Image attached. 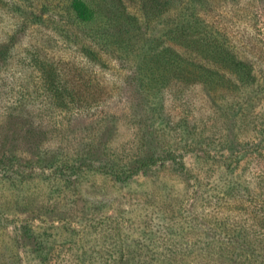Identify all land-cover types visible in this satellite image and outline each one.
Instances as JSON below:
<instances>
[{
    "label": "rangeland",
    "instance_id": "374dc122",
    "mask_svg": "<svg viewBox=\"0 0 264 264\" xmlns=\"http://www.w3.org/2000/svg\"><path fill=\"white\" fill-rule=\"evenodd\" d=\"M96 1L0 0V264L46 255L50 264H145L147 253L167 264L160 254L189 248L175 242L211 236L199 225L225 224L207 234L228 236L261 217L242 199L258 194L264 173L249 156L264 149V86L173 87L151 114L130 83L136 62L92 35L102 22ZM180 1L184 16L197 11L213 39L264 71V0ZM122 2L144 19L140 0ZM145 155L168 158L130 179L107 170L134 169ZM73 163L82 171L63 166ZM254 231L264 258V232Z\"/></svg>",
    "mask_w": 264,
    "mask_h": 264
},
{
    "label": "trees",
    "instance_id": "16d2710c",
    "mask_svg": "<svg viewBox=\"0 0 264 264\" xmlns=\"http://www.w3.org/2000/svg\"><path fill=\"white\" fill-rule=\"evenodd\" d=\"M140 2L144 17L142 21L127 12L122 0H97L95 12L102 22L97 27L95 26V30L92 29V35L98 40V45L106 47L111 45L113 48L111 50H114L118 55L121 54L124 58L136 62L135 70L130 76V83L136 86V100H139L141 104L145 103L148 108H152L151 114L156 113L157 107L162 105L157 103L158 95L173 87L174 90L178 88L183 91L188 87L204 85L214 94L219 91H231L238 94L264 86V71H257L252 62L239 58L233 48L226 45L224 41L213 39L208 33L207 22L197 11L192 16H184L186 15L185 10L181 12L180 9L184 4L183 1L140 0ZM175 10L180 15L176 14ZM181 49L191 53L195 52L208 65L186 56L187 54ZM6 51H8V47ZM49 78L51 85L56 84L51 76ZM250 150L252 152L249 156L254 154L253 160L257 161L259 167H263L264 154L262 151L264 149L259 146L256 150ZM247 152L248 148L244 149L243 153L242 150L238 151V154L246 156ZM161 158H168V156L145 155L136 161L134 169L129 168L128 171H123L115 166H110V169L107 167H100V169L109 170L112 176L119 180L127 173L126 178L130 179L141 172L149 171ZM227 161V168L234 169V164L238 165L240 160L236 158ZM84 162L91 164L86 160ZM49 164H55L54 159L50 160ZM63 166L82 171V167L78 168L74 163ZM3 167L5 164L0 160V168ZM260 174L255 177L258 194H252L249 191L245 193L246 199L244 197L242 199V202L245 203L251 201L250 203L254 204L257 209L256 214L261 216L259 220L254 218L251 225L243 227L248 229L247 231L240 229L233 232L231 229L232 234L228 236L219 233L207 234V232L214 231L224 232L228 230V227L225 224L212 228H204L203 225H199L207 236L211 235L208 239L196 238L189 243L175 242L173 245L177 248H189L185 252L160 254L158 260L167 264H222L223 261L226 264H264V258H260L261 255L256 248L257 241H261V243L263 241L256 235L257 231H254L255 239L252 234V230H256V228L264 232V204L260 205L257 202L258 199H264V197H260L264 196V173ZM248 211L253 215L250 207ZM198 222L202 223L199 220ZM147 254L149 256L147 255L148 259L144 263L152 264L153 257L151 253ZM55 257L59 259V257ZM42 260L43 264H50L54 261V257L46 255ZM122 262L119 261V263Z\"/></svg>",
    "mask_w": 264,
    "mask_h": 264
}]
</instances>
